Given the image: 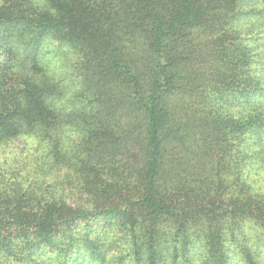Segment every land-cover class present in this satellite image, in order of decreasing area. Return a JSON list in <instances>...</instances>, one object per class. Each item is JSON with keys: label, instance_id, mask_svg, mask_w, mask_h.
<instances>
[{"label": "trees", "instance_id": "trees-1", "mask_svg": "<svg viewBox=\"0 0 264 264\" xmlns=\"http://www.w3.org/2000/svg\"><path fill=\"white\" fill-rule=\"evenodd\" d=\"M249 27L264 0H1L0 152L33 160L1 163L0 264H264Z\"/></svg>", "mask_w": 264, "mask_h": 264}, {"label": "rangeland", "instance_id": "rangeland-1", "mask_svg": "<svg viewBox=\"0 0 264 264\" xmlns=\"http://www.w3.org/2000/svg\"><path fill=\"white\" fill-rule=\"evenodd\" d=\"M0 2H1V0H0ZM247 30L252 31V33H249L247 35H242V38L244 40V43L247 46H249V48H251V50L253 52L252 55L263 53L264 52V27H262L261 29H255L253 27H249ZM27 146L28 145L26 144L25 141H19L16 144H14L12 148L9 147L6 150L1 151L0 152V167H1V163L5 159L13 158L14 155L18 156L19 153H22V155H23L22 158L23 159L27 156L26 158L28 160H30V161L33 160V156L32 155L30 157V155L23 154V153H26V151L28 150L27 149ZM16 160L17 161H22L21 159H18V158H16ZM34 165L36 166L37 165V162L34 161ZM0 171H2V170H0ZM32 175L34 177H41L44 181L47 182V177L43 176L42 172H36V171H34V172H32ZM247 178H249V182L250 183L253 182L256 185V182H257L258 186L261 187V190H263V193H264V170H263V172H260L259 174L258 173H255L252 176L247 177ZM68 179L74 180V178L72 176H70ZM52 187L56 190V192L58 190L62 189V188L65 191L76 190V189H78V188L81 187V181L78 178V182H76V180H75V183H72V184L65 183V184H62V186H60V184H57V185H55V187L54 186H52ZM77 197L79 198V197H81V195H76V196L73 197V199H77ZM83 197H84V199L86 198L85 195ZM99 224H102V222H99ZM82 227H83V224L81 225L80 228H82ZM96 228L97 227L95 226L94 227V231H95L94 236H96ZM99 233H100V231H99ZM117 248L118 249L119 248L120 249H123L122 246L117 247ZM117 253H119V252H117L116 250H112L109 253L110 259L113 258V257H115Z\"/></svg>", "mask_w": 264, "mask_h": 264}]
</instances>
